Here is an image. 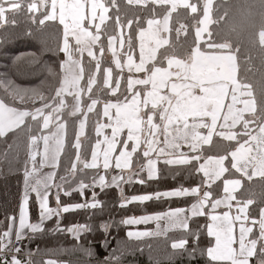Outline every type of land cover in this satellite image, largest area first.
<instances>
[{
    "label": "snow or ice",
    "instance_id": "obj_1",
    "mask_svg": "<svg viewBox=\"0 0 264 264\" xmlns=\"http://www.w3.org/2000/svg\"><path fill=\"white\" fill-rule=\"evenodd\" d=\"M239 17L227 0H0V56L38 39L13 66L41 64L45 33L63 54L47 87L0 78V175L22 172L0 264H135L146 248L149 264H264V0ZM149 201L169 207L125 215ZM49 236L72 244L29 247Z\"/></svg>",
    "mask_w": 264,
    "mask_h": 264
},
{
    "label": "trees",
    "instance_id": "obj_2",
    "mask_svg": "<svg viewBox=\"0 0 264 264\" xmlns=\"http://www.w3.org/2000/svg\"><path fill=\"white\" fill-rule=\"evenodd\" d=\"M228 4L232 6L233 11L237 13V19L239 20V12H240V6L245 3V0H227ZM27 27L23 22L19 25L17 28V31ZM49 31H52V29H49ZM258 40V36L256 37ZM44 39L47 40L48 45H50L53 48V51H43V54L41 56V64H35L31 65L27 62V60H22L16 65L13 66V59L16 56L21 55L22 53H37V55H40L44 45L41 43L38 39H17L12 44H10L9 51L7 56H0V78L3 77L5 73L8 74V78L14 79L17 83L26 86V87H40L44 86L47 87V84L50 83V78H48V73L46 68L44 67L45 64L48 66H55L57 60L59 58H62L63 54H59V57L55 53V40L52 38H49L48 34H44ZM47 78V79H46ZM42 82L43 85H42ZM207 147V146H206ZM23 158V157H22ZM259 178H255L253 180L254 184H257L256 191L259 192V186H258ZM22 182V172H16L15 168L11 172H6L4 175H0V207H14L17 202V188L18 184ZM192 181H186L185 183H191ZM174 183L170 178L160 185L161 187L167 185L171 186ZM139 187V186H137ZM155 187V185H154ZM99 191V189H97ZM116 195L115 190H111L110 196L107 197L108 199L114 198ZM74 198L79 201L80 197L78 194H73ZM102 199L105 197H101ZM62 199L67 200V197H63ZM52 204V203H51ZM53 205V204H52ZM172 207L176 206H183V205H177L172 204ZM169 207L168 203H161V202H145L143 205L134 206L129 205V211L125 213L127 216H137V215H144V214H151L156 212H162L166 211ZM69 216V219H77V220H83L84 213L79 214H66ZM116 219L120 218V214L114 213ZM104 219H107V217H104ZM128 230L127 226L121 225L118 229V236L120 238H123L124 240H127L126 237V231ZM113 235L117 234V230H113ZM169 235H172V233H169ZM103 238V234L100 232H97L94 236H90L89 239L95 240L96 243L94 245V249L100 259H103L108 252L105 251L103 248L99 245V240ZM165 237H150L146 238L148 242L156 243V241H163ZM72 244L71 237L68 238H59L54 236H49L43 240H37L34 241L32 244L29 245L30 248L35 249L37 245H39L41 248H48V249H56L59 247H70ZM207 244V239H205V245ZM116 247V242L113 241L110 245V248ZM162 248H154L153 249V255H161L162 254ZM168 251H171V248L169 246ZM45 258H59V259H69L66 255H60L59 257L53 255L48 256ZM127 261H135V264H149V252L146 248L144 253L133 255H128L126 257ZM177 264H181V262L178 260Z\"/></svg>",
    "mask_w": 264,
    "mask_h": 264
},
{
    "label": "crops",
    "instance_id": "obj_3",
    "mask_svg": "<svg viewBox=\"0 0 264 264\" xmlns=\"http://www.w3.org/2000/svg\"><path fill=\"white\" fill-rule=\"evenodd\" d=\"M227 176V173L225 174ZM258 178V177H257ZM255 179V178H254ZM51 206H55V201L54 199H52L50 201ZM152 214V213H151ZM146 215V214H144ZM137 216H142V215H137ZM162 226H163V221L161 222ZM128 227V230H140V231H144V230H154L155 227H156V224L155 222H150L148 224H139V225H130V226H127ZM147 238H150V237H147ZM146 239V238H145ZM48 259V258H46ZM52 259H56V258H52ZM63 260V259H62Z\"/></svg>",
    "mask_w": 264,
    "mask_h": 264
}]
</instances>
